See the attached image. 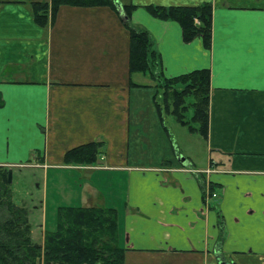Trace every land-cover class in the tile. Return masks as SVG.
<instances>
[{
  "label": "crops",
  "instance_id": "0c3cea01",
  "mask_svg": "<svg viewBox=\"0 0 264 264\" xmlns=\"http://www.w3.org/2000/svg\"><path fill=\"white\" fill-rule=\"evenodd\" d=\"M33 1L49 2L0 0V166L74 178L58 206L115 209L123 264H264V0H116L138 7L130 22L164 77L209 71L206 137L187 132L181 147L152 81L128 73L114 11L60 6L42 28ZM204 2L208 50L142 9ZM91 142L104 143L94 164H63Z\"/></svg>",
  "mask_w": 264,
  "mask_h": 264
},
{
  "label": "trees",
  "instance_id": "16d2710c",
  "mask_svg": "<svg viewBox=\"0 0 264 264\" xmlns=\"http://www.w3.org/2000/svg\"><path fill=\"white\" fill-rule=\"evenodd\" d=\"M30 18L39 27L53 21L60 6L107 7L114 11L128 33V73L153 83L154 105L159 115H169L189 133L206 137L208 127L209 71L193 70L166 78L156 69L157 56L149 34L130 22L135 5L116 0H49L29 3ZM142 9L152 18L175 22L183 43L198 38L208 50L211 41V5L156 6ZM132 87H145L129 82ZM1 104V100H0ZM103 142H91L67 150L64 165H92L102 154ZM7 169L0 167V264H123L118 245L116 210L107 207L58 206L55 226L43 234L42 245L33 244L24 209L14 206L7 189Z\"/></svg>",
  "mask_w": 264,
  "mask_h": 264
},
{
  "label": "rangeland",
  "instance_id": "374dc122",
  "mask_svg": "<svg viewBox=\"0 0 264 264\" xmlns=\"http://www.w3.org/2000/svg\"><path fill=\"white\" fill-rule=\"evenodd\" d=\"M165 125L171 136L174 133L177 135L176 139L180 147L183 143L187 144L188 130L185 127L178 125L169 115L165 116ZM0 167L7 170L11 168L10 183H7L10 201L14 206L24 209L31 241L41 246L44 232L54 229L57 206L65 203V195L73 193V189L67 184L75 179L61 171L50 169L44 172L27 164ZM1 214H5L2 206H0Z\"/></svg>",
  "mask_w": 264,
  "mask_h": 264
},
{
  "label": "water",
  "instance_id": "95a60500",
  "mask_svg": "<svg viewBox=\"0 0 264 264\" xmlns=\"http://www.w3.org/2000/svg\"><path fill=\"white\" fill-rule=\"evenodd\" d=\"M6 178H7V183H10V178H11V170L10 169L7 170ZM216 260H217L218 264H222L218 259H216Z\"/></svg>",
  "mask_w": 264,
  "mask_h": 264
},
{
  "label": "built area",
  "instance_id": "2783aa9c",
  "mask_svg": "<svg viewBox=\"0 0 264 264\" xmlns=\"http://www.w3.org/2000/svg\"><path fill=\"white\" fill-rule=\"evenodd\" d=\"M211 196H212V197H215V195H214V194H212Z\"/></svg>",
  "mask_w": 264,
  "mask_h": 264
}]
</instances>
